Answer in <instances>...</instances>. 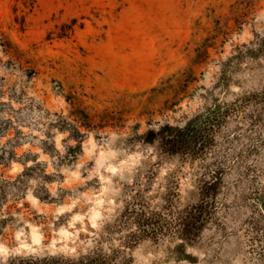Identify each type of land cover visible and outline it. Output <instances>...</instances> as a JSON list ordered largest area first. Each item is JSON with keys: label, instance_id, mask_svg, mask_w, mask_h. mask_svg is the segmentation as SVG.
I'll use <instances>...</instances> for the list:
<instances>
[{"label": "rangeland", "instance_id": "obj_1", "mask_svg": "<svg viewBox=\"0 0 264 264\" xmlns=\"http://www.w3.org/2000/svg\"><path fill=\"white\" fill-rule=\"evenodd\" d=\"M33 3L0 0L16 51L0 42V264L97 248L121 264H264V0ZM214 108L201 159L161 154L162 128ZM213 179L194 244L108 231L134 190L185 209Z\"/></svg>", "mask_w": 264, "mask_h": 264}, {"label": "trees", "instance_id": "obj_2", "mask_svg": "<svg viewBox=\"0 0 264 264\" xmlns=\"http://www.w3.org/2000/svg\"><path fill=\"white\" fill-rule=\"evenodd\" d=\"M35 4V0H33ZM1 46L7 56L13 60L16 56L10 41L0 33ZM237 108V106H236ZM230 108H227V112ZM223 112L214 108L208 113L196 117L184 128L166 126L155 135L159 142V149L163 156H182L184 160L201 159L211 147V133L220 124ZM153 142V141H148ZM220 182L213 179L203 182L199 189V201L185 209L179 206V195L170 192L163 205L153 207L146 198V191L134 190V195L127 204L124 212L116 221L113 229H130L124 239L125 247L137 246L141 241L153 239L160 241L166 237H179L184 242L194 244L200 238L204 229L213 220L215 203ZM120 253L113 251L106 255L97 248L86 257L79 260L65 258H18L10 264H121L118 262Z\"/></svg>", "mask_w": 264, "mask_h": 264}]
</instances>
